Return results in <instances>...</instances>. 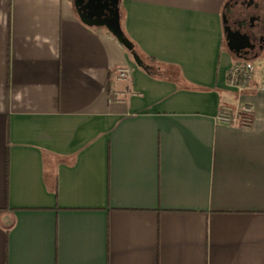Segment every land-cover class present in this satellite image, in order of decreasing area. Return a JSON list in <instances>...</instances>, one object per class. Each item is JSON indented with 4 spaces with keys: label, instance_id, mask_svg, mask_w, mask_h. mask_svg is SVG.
Listing matches in <instances>:
<instances>
[{
    "label": "crops",
    "instance_id": "obj_1",
    "mask_svg": "<svg viewBox=\"0 0 264 264\" xmlns=\"http://www.w3.org/2000/svg\"><path fill=\"white\" fill-rule=\"evenodd\" d=\"M226 1L121 0L180 85L72 0H0V264H264V81L229 82Z\"/></svg>",
    "mask_w": 264,
    "mask_h": 264
},
{
    "label": "flooded vegetation",
    "instance_id": "obj_2",
    "mask_svg": "<svg viewBox=\"0 0 264 264\" xmlns=\"http://www.w3.org/2000/svg\"><path fill=\"white\" fill-rule=\"evenodd\" d=\"M73 3L75 0H72ZM84 11V4L92 1L97 11L113 16L121 0H78ZM106 4L103 9L102 5ZM103 9V10H102ZM223 19L226 45L241 61H264V0H227L224 6ZM227 38L230 40L228 45Z\"/></svg>",
    "mask_w": 264,
    "mask_h": 264
},
{
    "label": "built area",
    "instance_id": "obj_3",
    "mask_svg": "<svg viewBox=\"0 0 264 264\" xmlns=\"http://www.w3.org/2000/svg\"><path fill=\"white\" fill-rule=\"evenodd\" d=\"M255 71V65L251 60L236 61L229 70V82L232 86L240 89L246 88L252 81ZM119 80H131L133 71L128 66H122L117 69ZM124 92L112 90L110 93L111 100H123ZM252 106L244 103L241 106H236L228 103H222L218 114V121L228 125L240 124L249 126L252 122Z\"/></svg>",
    "mask_w": 264,
    "mask_h": 264
},
{
    "label": "water",
    "instance_id": "obj_4",
    "mask_svg": "<svg viewBox=\"0 0 264 264\" xmlns=\"http://www.w3.org/2000/svg\"><path fill=\"white\" fill-rule=\"evenodd\" d=\"M74 5L76 7L79 18L84 24L88 26L106 27L109 32H111L113 36L118 40L119 43H121L125 48L131 51L137 65L145 69L148 68L140 54L136 51L133 42L125 35L124 31L122 30L120 25V15L118 11L114 13L113 16H108L107 14H103V12L94 9L96 6L92 1L86 2L84 4V11H82V9L80 8V2L78 0L74 1ZM105 7L106 4L104 3L102 5V8L104 9ZM225 22L226 20L224 19V23ZM224 30L226 32L227 27H225ZM227 41L228 45H231L229 38H227ZM232 49L233 47L230 46V50Z\"/></svg>",
    "mask_w": 264,
    "mask_h": 264
},
{
    "label": "trees",
    "instance_id": "obj_5",
    "mask_svg": "<svg viewBox=\"0 0 264 264\" xmlns=\"http://www.w3.org/2000/svg\"><path fill=\"white\" fill-rule=\"evenodd\" d=\"M135 47V45H134ZM136 49V47H135ZM126 50H128L126 48ZM128 52L131 53V51L128 50ZM142 59L149 65L147 72L151 74L152 76L156 78H161V79H169V80H174V82H178L180 80H183V75L181 74L180 70L177 67H174V75L173 71H171V68H166L165 65L161 64L158 62L156 59L149 57V56H143L140 54ZM236 57V61H240V59ZM228 79H229V74H228ZM181 85V84H180Z\"/></svg>",
    "mask_w": 264,
    "mask_h": 264
},
{
    "label": "rangeland",
    "instance_id": "obj_6",
    "mask_svg": "<svg viewBox=\"0 0 264 264\" xmlns=\"http://www.w3.org/2000/svg\"><path fill=\"white\" fill-rule=\"evenodd\" d=\"M106 32V28H101ZM255 65V71L252 77V83L255 81H264V61L251 60Z\"/></svg>",
    "mask_w": 264,
    "mask_h": 264
}]
</instances>
